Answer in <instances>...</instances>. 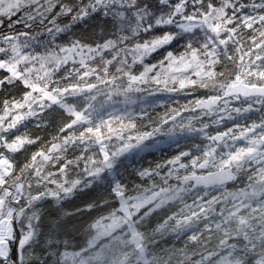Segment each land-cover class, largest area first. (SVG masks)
<instances>
[{
    "label": "trees",
    "instance_id": "trees-1",
    "mask_svg": "<svg viewBox=\"0 0 264 264\" xmlns=\"http://www.w3.org/2000/svg\"><path fill=\"white\" fill-rule=\"evenodd\" d=\"M99 5L97 0H60L54 7L56 21L47 23L46 29L40 19L25 26L15 24L18 16L9 18L8 21L14 23L11 29H7L5 22L1 24L14 38L22 33L27 38L24 44H29L32 52L34 47L37 52H42L44 63L50 69L44 87L48 92H65L67 96H63L62 104L75 108L83 117L79 120V117L67 114L59 104L38 109L39 101L34 96L33 102L26 107L34 112L33 115L18 128L7 130L8 141L22 139L25 146L15 154L8 153L6 146L0 149V154L13 163L11 179L22 176L35 155L48 154L57 145H60L59 152L52 153V158L58 161L57 167L74 172L80 178V171H84L86 164L96 165L100 160L103 140L113 143L107 147L113 156L115 150L126 143L151 137L161 119L167 123L171 117L181 115L171 123L173 129L168 130L170 123L162 129L159 140L163 143L157 148L117 159L111 177L104 173L95 184L74 191L82 185L80 183L70 192V199L62 200L61 197H68L64 192L47 198L45 203L54 208L50 206L44 210L47 205H43L45 225L42 222V227L48 229L47 226L56 223L54 217L69 213L64 223L58 226L62 232L60 237L63 235L66 239L79 236L99 215L116 210L121 198L131 200L151 189L172 192L178 187L176 178L204 172L203 163L214 149L218 157L213 158L212 166L206 167L205 171L221 167L222 160L229 153L236 152V148L231 146L226 151L211 142L209 137L231 126L238 131L251 128L254 113H235L221 127L212 124L207 113H191L193 102L216 95L218 85L225 86L239 80L250 85L264 84V0H122L106 9ZM52 25L62 31L55 38L45 39L42 36ZM3 34L0 29V37ZM38 34L42 35L41 38ZM136 45L142 48L156 46L133 63L128 60L127 50ZM71 49L81 56L55 65ZM193 57L203 63L204 71L212 73V80L205 89H197L198 85H195L187 92L158 90L157 83L149 75L145 84L152 87L151 91L157 90L153 95L142 92L123 95L124 88L120 84L126 85L132 77H140L148 71L159 73L172 59L195 60ZM91 84L95 85L92 91L97 96L94 99L91 93L78 96L70 93L78 91L82 85ZM116 84H119L121 93L105 97V88ZM41 86L37 85L35 95L43 90V86L39 88ZM27 95V88L19 81L10 83L6 77L2 78L0 113L13 105H20ZM239 101L243 104L249 102ZM261 102L264 103V99ZM263 109L260 108L259 113L264 119ZM258 167L248 168L247 175L237 174L232 184L212 190L185 185L188 192L179 194L152 216L153 226L177 225L187 220V226L195 229L173 241V248H179L183 246V238L192 236L197 239L205 232L209 233L217 212L231 210L232 194L246 191L251 199L238 217L249 218L251 223L261 226L263 233L256 236V240L264 242V189L255 192L250 188L251 184L258 185L264 177L260 174L264 168L259 167L256 171ZM58 201L64 204H57ZM24 203L25 197H22L21 203L14 205L15 245L26 236L21 234V221L17 217L23 212ZM78 220L80 223L76 227ZM13 249V258L17 262V246Z\"/></svg>",
    "mask_w": 264,
    "mask_h": 264
},
{
    "label": "rangeland",
    "instance_id": "rangeland-1",
    "mask_svg": "<svg viewBox=\"0 0 264 264\" xmlns=\"http://www.w3.org/2000/svg\"><path fill=\"white\" fill-rule=\"evenodd\" d=\"M121 1L97 0V3L100 4L99 7L106 9L110 7L109 5ZM59 3L60 0H0V29L4 33L0 39V80L5 77L8 81L20 80L28 91V95L20 105H15L0 114V149L6 146L8 153L15 154L25 146L22 139L16 138L8 141L6 139L7 130H13L16 126L18 128L24 120L33 115L34 112L26 107L33 102L34 96L36 101H39L37 104L38 109L59 104L67 114L79 117V120L83 119L75 108H69L62 104L63 96H67L65 92H48L44 87L50 69L44 63L42 52H37L35 47L32 52L29 44H24L27 38L22 33L19 37L14 38L11 36L12 33L7 30L12 28L13 24L8 20L13 16L19 17L14 20L16 24L24 26L40 19V24H43L44 29H46L47 23L56 21L57 14L54 7ZM62 11L64 13V9ZM4 22L8 25L5 30L1 26ZM61 31V28H54L52 25L50 29L45 31L43 36L38 34V37L41 38L42 36L50 40L52 36L55 38ZM155 46L142 48L136 45L133 49L127 50L128 60L133 63L137 62L146 51ZM80 56L81 53L71 49L55 65L72 61V57ZM193 59L195 60L189 58L172 59L166 66L162 67L163 69L159 73L152 74V71H148L140 77H132L126 85L120 84L124 88L122 90L123 95L141 92L146 93V95H153L157 90L153 89L151 91L152 87L145 84L149 75H151L150 79L155 80L157 83L158 90L162 88L175 93L178 91L187 92L195 85H198L197 89H205L212 80V73L203 70V63L199 59L195 57ZM237 82L248 85V83L241 80L234 82V84ZM38 84H41L44 88L39 87L43 90L35 95ZM94 87L95 85L92 84L82 85L78 91L72 90L70 93L75 94L74 96L91 93V97L94 99L96 95L92 91ZM226 87L227 85H218L216 95L223 93ZM103 93L105 97L111 98L121 93V88L119 89V84H116L106 87ZM212 96L215 95L211 94L206 98ZM202 99L205 98L196 99L192 106ZM262 107H264V103L258 99L243 104L238 98H233L222 102L218 108L208 112L207 115L212 124L223 127L226 122L230 121L233 114L240 115V113L249 111L255 113L259 112ZM258 116L260 117V123L256 122L251 128L238 131L234 126H231L225 131L219 130L227 134V139L226 142H221L218 147L226 148L227 151L229 147L234 146L236 152L229 153L222 160L221 167L217 169L231 167L236 174L242 176L249 173L247 172L248 168L254 169L258 166L264 168V125H261L263 115L259 113ZM165 122V120H160L151 137L139 138L147 139L148 143L138 147V152L157 148L160 143H163L159 138L162 129L168 125ZM173 128L174 126H171L168 130ZM97 141L101 140L98 139ZM103 141L100 144V160L97 161L96 165L86 164L84 171H80V178H77L73 174L74 172L69 173L64 168L57 167L58 161L52 158V153L59 150L60 145H57L48 154L35 155L23 175H18L8 182L13 194H11V189L0 193L1 219L7 217L11 203H15L13 201L16 198L15 195L19 194L20 199L25 197V203L22 206L23 213L18 218L21 221H19L20 231L23 232L21 234L26 235L24 239L26 244L21 251L22 264H264V242L256 240V236L263 233V228L258 224L251 223L249 218L238 217V213L243 210V207L251 199L246 191L232 194L231 210L225 209V211L217 212L209 233L205 232V235L197 239L192 236L185 237L182 241L183 246L179 248H173V241L184 236L193 226L192 228L191 225L187 226L189 223L185 220L178 222L177 225L163 224L154 227L151 219L157 211L166 207L169 201L181 193L188 192V188L182 185L172 189V192L151 189L137 194V197L131 200L121 198L116 210L96 217L74 239H66L63 235L60 237L62 232L58 228L69 213L65 215L58 214L54 217L55 224L47 226L48 229L43 228L42 222L45 225V219L42 220L43 205H47L45 202L49 196L64 192L68 197H61L62 200L70 199L72 196L69 195H71L72 189L79 185V182L82 185L77 186L74 191H81L95 184L98 176L83 180L86 176L99 170L111 177L112 168L116 164L114 159L118 148L112 156L107 147L113 143H108V139L105 143ZM217 157L215 149L210 151L203 166L211 167L213 158L216 159ZM6 160L0 161V182L6 177L4 170L8 172L13 168L8 158ZM259 167L256 168V171L260 169ZM260 174L264 175V171ZM114 187L117 188V185L115 184ZM250 188L255 192L263 190L264 177H261L258 185L251 184ZM249 194H251V189ZM19 203H21V200H19ZM58 203L64 204L62 201H58ZM50 206L52 205L45 206L44 210ZM52 208L54 207L52 206ZM12 218L15 219V213ZM79 223L80 220L77 221L76 227L79 226ZM169 236H172L171 240H167ZM11 241H14L13 233ZM11 241L2 240L0 242L1 246L6 247L8 257V259H4V262L0 261V264H18L15 259L13 260L9 256L10 250H12Z\"/></svg>",
    "mask_w": 264,
    "mask_h": 264
},
{
    "label": "water",
    "instance_id": "water-1",
    "mask_svg": "<svg viewBox=\"0 0 264 264\" xmlns=\"http://www.w3.org/2000/svg\"><path fill=\"white\" fill-rule=\"evenodd\" d=\"M233 97H242V98H251V97H262L264 98V85L263 86H249L243 83H237L228 86L224 94L221 97H211L199 101L193 109L194 113L201 111H210L218 106L222 100L230 99ZM225 138V134L218 133L212 136L211 140L215 142H221ZM144 141H137L133 144L122 147L118 153L117 157L121 158L123 155H126L135 150V148ZM99 174V173H97ZM234 179V173L232 168L219 169L213 172H209L203 175H190L183 176L178 178L176 181L179 184L193 183L197 188H214L222 186L225 184L232 183ZM25 245V241H22L18 247L19 260H21V250Z\"/></svg>",
    "mask_w": 264,
    "mask_h": 264
},
{
    "label": "bare ground",
    "instance_id": "bare-ground-1",
    "mask_svg": "<svg viewBox=\"0 0 264 264\" xmlns=\"http://www.w3.org/2000/svg\"><path fill=\"white\" fill-rule=\"evenodd\" d=\"M10 212L6 218L0 220V237L4 238L10 234ZM0 238V239H2ZM2 241V240H1ZM2 254V252H1Z\"/></svg>",
    "mask_w": 264,
    "mask_h": 264
},
{
    "label": "flooded vegetation",
    "instance_id": "flooded-vegetation-1",
    "mask_svg": "<svg viewBox=\"0 0 264 264\" xmlns=\"http://www.w3.org/2000/svg\"><path fill=\"white\" fill-rule=\"evenodd\" d=\"M18 264H21L20 262H17Z\"/></svg>",
    "mask_w": 264,
    "mask_h": 264
}]
</instances>
